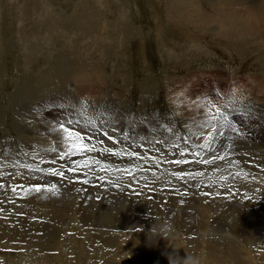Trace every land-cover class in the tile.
Here are the masks:
<instances>
[{
	"label": "rangeland",
	"instance_id": "374dc122",
	"mask_svg": "<svg viewBox=\"0 0 264 264\" xmlns=\"http://www.w3.org/2000/svg\"><path fill=\"white\" fill-rule=\"evenodd\" d=\"M79 1L0 0V155H3L4 158L8 157L13 150V145H17L14 143L15 141L26 145L27 143L22 139L34 133L35 125L28 127L31 121L23 111V105L29 103V100L27 103L25 101L33 93L36 97L31 95L32 98L37 99V104H39L37 116H40L44 109L42 115H45V118L38 123L40 126L57 119L63 122L65 118H83L95 121L101 119V123L105 122L111 128L122 130V133L126 132V135L131 137L151 136V133L155 132L150 127L152 124L164 128L166 132H168L167 128H172L176 131L177 136H187L189 128L193 133H197L195 126L199 123L198 119L185 121L184 116L176 111L175 107L172 108L171 95L180 89L186 93L184 94L185 99L196 100V105L207 104L206 106L209 108L212 106L211 110L213 109V111L220 106L219 108L229 115L235 131L221 127L220 133L216 134L214 142L207 148H218L224 144L225 149H231L237 144L239 149V152L236 153L237 157H235L237 159L233 158L229 165H215L214 163H217L218 160L219 163H224L226 157L219 153L217 156V153L210 150H204L206 149L203 147L204 141L208 139L205 133L204 135H193L190 140H177L178 143L175 144L171 141L172 147L178 151L181 148H178L177 144L189 147V151L182 154L185 156L193 153V155L195 154L194 158L188 157L187 160L182 157L181 162L176 166L172 165L170 160L172 158H158L160 159L159 163L161 161L163 164L161 165L150 157L152 150L149 146L148 148L142 144L141 147H137L131 143H123L121 146L117 144L118 142L96 132L97 134L94 133L96 136L93 135V141H89L88 145L97 146V151L77 154L78 159L76 157L77 161L74 160L75 162L87 161V165L83 163L75 165L80 170L92 171L89 172L90 176L94 175L91 177H93V181L97 182L96 184L91 183V187L85 182L78 183V185L86 190L89 188L94 190L97 201L104 199L108 201L107 197L110 198V194L120 193L127 185L133 187L134 183L137 185V190L142 188V191H145V196L151 202H155L156 197L161 195L185 198L189 195L198 197L203 194L206 198L210 193L207 191H213L217 181L222 182L227 191H232V189L239 191L241 185L251 187L255 182L257 184V178L248 173L249 169H246V166L256 168L258 161L264 160V129L262 128L264 125V0ZM252 22L256 24H252ZM252 25L255 27L250 29L249 27ZM234 89H239L241 95H234L232 105H235L236 102L238 104V99L235 101L237 96L245 95L244 100L250 101H246L244 104L240 101L241 110L250 106V108L254 107L258 113L256 132L262 133H260V137H253V134L251 135L247 130L250 121L246 119H249V115L244 117L242 112L239 117L238 113H230L225 110L224 104H229L228 100L232 97ZM253 93L260 96L255 97L257 98L256 103L259 102L256 104L257 108L255 105H251L255 96ZM250 94L252 96L247 97ZM23 100L25 101L23 102ZM22 103L24 104L22 105ZM188 103H184L181 109L183 112H187ZM82 104L84 111L80 110ZM70 110L74 111L73 116L65 113ZM136 113L140 116H137ZM201 116L203 117V115ZM146 119H150L152 122L147 124L149 127L147 126L145 131H140L137 134L135 130L139 122V125H144L145 122H148ZM184 122H187L188 130L184 129ZM17 124L20 131L19 128L16 129ZM73 130L83 129L81 125H74ZM16 132L22 134L19 135ZM85 132L87 130L84 129ZM50 134L53 135L51 132ZM88 134L86 136L90 137L93 132ZM108 147L122 153L129 151L138 152V154H144L146 151V153L144 156L141 154L143 157L140 154L135 157L124 154L114 156L112 152L108 151ZM21 148L24 154L29 155L27 149L25 150L22 145ZM60 148L62 149V146ZM63 150L65 149L61 151ZM242 150H244V155ZM101 151L103 155H100ZM246 152H252L253 159L247 156L251 159L247 160L249 163L242 159L245 165L248 163L244 173L242 171L233 175L234 164H240V158L246 157ZM93 155L95 156L93 157ZM98 157H101L100 160ZM136 157L138 158L136 159ZM258 157L261 159L259 160ZM101 159L104 162H101ZM194 159V162H189ZM92 160L93 162H91ZM146 160L148 163H144L147 162ZM96 161H100V163H96ZM149 163L151 167L146 170ZM103 166H107L108 170L102 171L101 167ZM120 169H128V174L118 171ZM252 169L249 172L254 174L255 171ZM136 170H140V174L148 178L147 182H152L154 188L149 189L148 185L143 187L141 182L135 183ZM209 172H212V176ZM218 172L220 173L217 174ZM175 173L183 175L177 177L174 175ZM261 173L264 186V170ZM227 174L229 175L227 176ZM113 176L115 177L112 178ZM251 176L252 179L249 180ZM7 178L6 176L0 178L3 179L1 185L5 186L0 189V221L8 223L10 229L22 234L24 231L18 230L14 220L23 217L25 219L28 215L31 217L30 223L34 236L36 232H40L39 228L42 229L51 223L50 219H53L52 214L54 213L49 204H44L37 199L42 190L33 186L40 184L41 181H37L35 184L31 183L29 187L32 189L29 190L24 189L27 185L24 180H19L22 182L21 184H10L18 180ZM98 179L101 180L98 181ZM243 179H245L244 183H242ZM140 180L142 181L144 178H140ZM233 181L238 184L235 183V185ZM7 185L15 187L9 186L11 188L9 190L6 188ZM155 187H159V192ZM253 191L261 194L260 190L254 189ZM240 193L242 192L240 191ZM126 195H133L137 200L145 197L142 192ZM261 196L257 198L258 204L262 206L264 200H260ZM211 199L214 200L215 196ZM183 204L184 202L179 203L181 207ZM156 209V206H152L149 211L150 213L151 210L155 212ZM117 211L118 214L121 212L120 207H117ZM172 212L173 210L167 208L162 210L165 217L166 214L170 215ZM75 218V216L69 215L68 220L61 227L62 234L58 236L53 248L42 247L44 242V240L42 242V237L43 239L46 237L43 236L44 231L40 232V235L37 234L36 239L30 240L29 237H26L29 239L23 240V237L17 235L7 242L3 241V244H0V264H106V262L110 264L114 258H120V255L110 258L105 256L110 253L116 254L119 247L103 243V239L100 237H97L100 240L98 241L96 236H98L99 227L95 229L90 225L91 223H89L90 226L85 224L84 226H75ZM258 223L257 230L264 227L263 222ZM163 225L164 238L158 247L159 253L152 258H138V263L171 264L175 259L180 261V264H188L190 261L191 264H202L193 259L189 262L186 261L184 257L189 260L188 255H184L186 250H190L188 243H186L187 247L177 248L179 245L173 247L172 241L168 242L167 239L172 233L171 223L166 221ZM134 227L137 226L124 227V229L119 225L116 226V229L101 228V232H109L119 237L124 233V242L127 247L121 255H123V263L126 264L134 261L129 251L135 250L141 245L136 242L135 246L131 247L128 243L129 237L136 232L144 233L145 230V226H138L139 228L136 229ZM151 232L153 235L155 230ZM92 237L94 240L91 239ZM262 238L264 240V237ZM251 251L254 255L257 254L255 247Z\"/></svg>",
	"mask_w": 264,
	"mask_h": 264
},
{
	"label": "bare ground",
	"instance_id": "6f19581e",
	"mask_svg": "<svg viewBox=\"0 0 264 264\" xmlns=\"http://www.w3.org/2000/svg\"><path fill=\"white\" fill-rule=\"evenodd\" d=\"M77 1L78 0H76V2ZM67 3H69V2H67ZM84 3H83V5H84ZM191 18H192V16H191ZM252 24H256V23L252 22ZM254 27H255V25H252L249 28L252 29ZM179 87H180V85H179ZM184 94H186V93H183L182 90L178 89V91H176L173 95H171L172 96L171 101L173 102L172 108L175 107L174 109L176 111H179V113L184 116V120L186 119L185 121H190L192 119H196V120L198 119V121L201 122L203 120V117L205 116V114H207L211 110L212 106L209 108L206 106L207 104L204 105V104L200 103L201 101H198L201 105H196L195 104L196 100H193L191 98L185 99ZM31 95H35V94L33 93ZM31 95L28 96L29 98L27 100H26V97H24L26 101L23 100V102L25 101L27 103V101L29 100V103H27L25 105H23L24 103H22V105L24 106L23 111L26 112V114H27L26 116H28V119L31 121V123L28 124V127H30L31 125H35L34 126V133H32V135H30L27 138H23L24 140L22 139V141L27 143L28 145L27 144L24 145V143H20L18 141H15L14 143L17 145H15V146L13 145V150L8 157L4 158L3 155H0V178H2L3 176L5 178V176H6V177H8L7 179L15 178L16 180H18L17 182L13 181L14 183H10V184H21L22 182H20L19 180L22 179V181L24 180L25 184L27 183V185H25L26 187L24 189H29V190L32 189L31 187H29L31 185V183L35 184V182H37V181H41L40 184L42 186L43 185L56 184L57 186H59V188H61L59 190L58 194H53L48 188H44V187L40 188V190H42V192L39 193V196L37 199L44 204H49L51 206V208H53V210H54V213L52 214L53 219H50L51 223L42 229L39 228L40 232L44 231L45 234L43 236H46L44 239L42 237V242L44 240L42 247H44V248L45 247H47V248L52 247L53 248L54 244L56 243L57 239L59 238L58 236L60 234H62L60 232L62 225L68 220L69 215L71 214L72 216L76 217L75 218V226L76 225H80V226L83 225L84 226V224L87 226V225H89V223H91L90 225L94 226L95 229L97 227L100 228L99 230L97 229L98 230V232H97L98 236H96V238L97 237L102 238L103 243L105 242L109 246H118L119 247L118 252L116 254L110 253V254L105 255L107 258L120 255V258H114L113 262H111L110 264H126V263H123V261H122L123 255H121L123 250H125V248L127 247L125 242H124V233L122 234L121 237H119L118 235H113V234H110L109 232H106V233L101 232V228L107 229L109 227H112L113 229H116L117 225H119V227L122 229H124V227H132L133 228V226H137L136 228H139L138 226H145L144 233L136 232V234L131 235L128 239V243L130 244L131 247H134L136 242L141 244L138 248H135V250L129 251V253H131V256L134 258V261L131 262L130 264H139L138 258H152V257L156 256V254L159 253L158 247L164 238L163 237L164 234H162V230L164 228L163 224L166 221H168L169 223H171V226H172V233L167 238L168 242L172 241V243L174 245L172 243H171V245L173 247L176 245H179L178 247L176 246L177 248L187 247L186 243H188L190 250H186L185 254L182 252V255L183 254L185 256L188 255L187 257H189V260H187V258L184 257L185 260L188 262L191 259H193L195 262H200L202 264H227L229 262H233L234 264H264V240H262L263 239L262 237H264V227L259 229V230L256 229V227L259 226V223L257 224V222H263L264 223V205L263 204H262V206L259 205L258 204V198H257L258 196L262 195L260 200L261 201L264 200V186L262 183L263 175L261 173L264 170V160L261 161L262 159L258 157L259 160L260 159L261 160L258 161L257 167L256 168L252 167V168H254V169H252L251 167H248L246 165L249 163L248 161L251 157L253 159L254 154H252V152H246L245 153L246 157L245 156L242 158H240L241 156L239 157L240 158V164L236 165L233 163L235 165V168L232 169L233 175L237 174L238 172H242V171L244 173V171H245L244 169L247 167L246 169H249V171L251 169L255 171L254 174L250 173L249 171H248V173L257 178V184L255 182L254 186L250 185L251 187H246L243 184L245 187H243L241 185V188L238 189L239 191H234L233 189H232V191H227L226 186L224 185V187H223L222 182L217 181V183L215 184L216 187L213 188L214 189L213 191H211L208 188L210 191H207V192H210V193H208V196H206V198L203 194H200L198 197H194V196L189 195V196H185V198L175 196V195H170V196H165V195L162 196L161 195L160 197H156L157 199L155 202H151L145 196V191L144 190L142 191V188L137 190L136 189L137 185H135L133 183L132 184L133 187H130V185L129 186L127 185L125 188L122 189V191L120 193H117L115 195L110 194L109 195L110 198L107 197L108 201H106L105 199L101 200V201L100 200L97 201V195L95 194L94 190H92L90 188L88 190H86V189H84L78 185V183H81V182H85L89 186L91 185V183L96 184L97 181H93V179H92L93 177H91L94 175L90 176V173L92 171L90 172L88 170H83L82 168H81L82 170H80L77 168L78 166L76 167V165H75L76 163H73V162H75V160L78 159L77 154L80 155V153L83 154V153H86L87 151L93 152L98 147L89 145L90 146L89 149L84 150L82 152L81 151L74 152V153L68 155L67 157H65L63 154H61L67 150V146L63 145L60 142V136H59L58 132H54L52 130L53 126L56 125L57 121L60 122L61 120L60 119L53 120V121H51V123L49 122L48 124H45L44 126H40L38 123L45 118V115H42V114H44V113H42L44 111V109L41 112V115L37 116L39 114V110H38L39 104H37L38 100L33 99ZM258 95L257 96L255 95L252 99L253 104H251V105H253V106L255 105V107H256V104L259 103V102L256 103V101H255V100H257V98H255V97H260ZM250 96H252V94H250L247 97L250 98ZM35 97H36V95H35ZM239 97L240 96H237L235 99V101H237V99H238V104H237V102L235 105L224 104V108L226 111H228L230 113L231 112H235V114L238 113L239 117H240V114L242 112H243L242 116L244 115V117L246 115H249V119H246V120L250 121L249 123L247 122L248 126H249L247 130L249 131V133L251 135L253 134V137L258 138L262 134L261 132H259V133L256 132V127L258 125L257 123L259 120V119L258 120L256 119L257 118L256 116L258 115V113H256L254 107L250 108V106L243 109V111H242L240 108V107H242L240 101L244 104V102L250 101V100H248V99L244 100L245 95L241 96L240 98ZM258 99H260V98H258ZM184 101L189 102L188 103L189 106L186 107L187 112H183L181 110L184 103H185ZM203 101L206 102L204 99H203ZM218 105H219V103H218ZM185 106H187V105H185ZM218 107H220V106H218ZM229 107H231V108H229ZM17 108H18V106H17ZM145 108H147V107H145ZM211 111H213V109ZM65 113L70 114L72 116L74 115V111H71V110L67 111ZM120 113H122V112L120 111ZM247 113H249V114H247ZM20 114H22V113H20ZM103 115H105V114H103ZM136 115L140 116L137 113H136ZM201 115H203V117ZM20 117H22V116L20 115ZM119 118H121V117L119 116ZM75 119H79V118H75ZM115 119H117V118H115ZM127 119H128V117H127ZM100 120L101 119H97L98 125H99ZM146 121H148V122H145L144 125H139L140 124V122H139L138 127L136 126L137 127L136 130L135 129L134 130L137 131V134H139L140 131H145L149 127L147 124L152 122L150 119H146ZM120 122H121V120H120ZM191 122H193V121H191ZM100 123H101V121H100ZM118 125H120V124L118 123ZM186 126H187V122H184V129L188 130V128ZM150 127H152V130H154L155 132L151 133V136H145V137L141 136V135H138L136 137H131L129 135H126V132L122 133V130L121 131L115 130L113 132L110 130V129H113L110 126H109V129H105V130H109V136L112 137L111 140L118 142L117 144H119V145H121L123 143H131L137 147H139L142 144L144 146H147V147L149 146L150 149L152 150V152L150 153V157L152 159L157 160L158 164L161 163V161L159 163L160 159H158V158H163V157H169V159L172 158L173 161H172V159H170L171 163H172V165L174 164L175 166L179 165V162H181L180 160L182 157H184L186 159L188 157L194 158L195 154L193 155V153H189V154L185 155L186 156L185 157L182 154L185 152H182L181 149L179 151L174 149L172 147L173 143H171V141H173L174 144L178 143L177 138L175 136H173V139L171 140L172 134L166 132L164 128L156 127V125H154V124H152V126H150ZM18 128L19 127L17 124L16 129H18ZM262 128L264 129V125ZM82 129L83 130H80V131L82 133H84V128L82 127ZM192 129H193V126H192ZM150 130H151V128H150ZM19 131H20V128H19ZM259 131H260V129H259ZM50 132L53 135H51ZM16 133H18V132H16ZM94 133H96V132H93V134H91L92 135V136H90L91 139H89L90 138L89 136H88L89 137L88 138L85 135L83 142L88 144L89 141H93V137L96 136V134H97V133L96 134H94ZM100 133H98V134L103 136L102 132H100ZM18 134L20 135L22 133H18ZM183 135H184V133H183ZM125 137H127V138H125ZM169 137H170V139H169ZM107 138H109V137H107ZM140 139H142V140H140ZM202 139H204V138H202ZM105 140H106V138H105ZM199 140H201V139H199ZM94 142H96V141H94ZM101 142H103V141H101ZM225 143H227V142L225 141ZM111 144H113V142H111ZM21 145L25 148V150L26 149L28 150L29 155H26L23 153V151H22L23 149L21 148ZM105 145H106V143H105ZM225 145H227V144H225ZM55 146H56V148H55ZM60 146H62V149H65V150L61 151L62 149L60 148ZM197 146H199V145H197ZM237 147H238V145L236 144V147L233 146V148H231V146H230L231 149H225L224 144H223V145L219 146L218 148H213V149L206 148L204 150H207V151L210 150L211 152L217 153V156H219V154H220L221 156L226 157L225 160L223 161L224 163H219L218 162L219 160H218V161H216L217 163H214L215 165H226V164L229 165V162L233 158L237 159V158H235V157H237L236 153L239 152V149ZM255 147H257V146H255ZM132 148H133V146H132ZM53 149H57V151H53ZM243 149H245V148H243ZM101 150H103V149H101ZM106 150H108V149L106 148ZM140 151H142V150H140ZM243 151L244 150H242V154H243ZM191 152H193V151H191ZM102 153L103 152L101 151L100 155H103ZM145 153H146V151H145ZM204 153H206V152H204ZM97 154H98V152L96 153V155ZM139 154L141 155L143 153H139ZM144 154H143V156H144ZM211 154L213 155V153H211ZM73 156H75V157H73ZM86 156H88V155H86ZM86 156H85V158H86ZM94 156L95 155H93V157ZM214 156H210V157H214ZM247 156L250 158H247ZM103 157H106V156H103ZM111 157H113V156H111ZM263 157H264V155H263ZM100 158H99V160H100ZM137 158L138 157H136V159ZM255 158H256V156H255ZM87 159H89V157H87ZM242 159L246 160V162H248V163L245 162L246 163V165H245L243 163L244 161L242 162ZM79 161H81L80 158H79ZM102 161L104 162V160L101 159V162ZM166 161H165V163H166ZM194 161H195V159L193 161H189V162H194ZM91 162H93V160ZM107 162H106V164H107ZM110 162L111 161L109 160V163ZM206 162H207V160H206ZM144 163H148V161L144 162ZM29 164L32 165L31 168L25 167V165H29ZM168 164H170V163H168ZM230 164H232V163H230ZM149 165H150V163H149ZM149 165H148V168H146V170L149 169V167H151V165L150 166ZM161 165H163V164L161 163ZM189 165H191V163ZM234 165H232V166L234 167ZM253 165L255 166V164H253ZM99 166H101V165H99ZM209 166H208V168H210ZM177 167H179V166H177ZM194 167H195V165H194ZM47 168H54V169H57L59 171H63V172H65V176L61 177V176L56 175L55 173H48V172L40 171V169H47ZM69 169H73V170L69 171ZM144 170H145V168H144ZM224 170H227V169H224ZM87 171H88V173H86ZM139 171L140 170H138L136 172L135 183L141 182V185L143 187L145 185L146 186L148 185L149 189L154 188L153 183L147 182L148 178H145L143 174L141 175ZM208 171H210V170H208ZM218 171H219V169H218ZM229 172H230V174H232L231 170H229ZM209 173H208V175H209ZM211 173H210V175H211ZM219 173L220 172H218L217 174H219ZM223 173H224V171H223ZM228 175L229 174H227V176ZM246 176H248V175H246ZM252 176H251V178H249V180L252 179ZM68 177H71V182H69ZM114 177L115 176H113L112 178H114ZM156 177H158V176H156ZM221 177H224V176H221ZM221 177H219V178H221ZM94 178H96V177H94ZM140 178H144V180L141 181ZM109 179H110V177H109ZM235 179H236V176H235ZM2 180L3 179H0V189L5 187V186L1 185V184H3V183H1ZM99 180H101V179H98V181ZM210 180H211V178H210ZM212 180H213V177H212ZM244 180L245 179H243L242 183H244ZM143 181H144V183H143ZM158 182H159V180H158ZM218 182H219V185H218ZM229 182H228V184H231ZM235 183L238 184L237 182H234V184ZM6 184H8V183H6ZM161 185H162V183H161ZM232 185H233V183H232ZM9 186L15 187L14 185H7L6 188H8L9 190H11V188ZM159 187H155V189L158 191ZM254 189L260 190L261 194H260V192H254L253 191ZM185 191H188V190H185ZM240 191L242 193H240ZM136 192H142L145 197L140 199V200H137L132 195ZM126 194H131L132 196H127ZM213 196H215L214 200L211 199ZM82 198H84V199H82ZM109 200H111V201L109 202ZM253 200H255L254 203H253ZM181 202H184L182 207L179 205V203H181ZM152 206H156L157 209L155 212H153V210L155 209L154 208L153 210H151L152 212L150 213L149 209ZM117 207H120V209H121V212L119 214L117 211ZM164 208H167L169 210H173V212L170 215L166 214V217H165V215H163V213H162V210ZM165 211H167V210H165ZM95 212H97V213L95 214ZM30 219H31V217L26 215L25 219L23 217V218H20L18 220H14L15 225L17 226L18 230L24 231L22 234H19L16 230L10 229L8 223L0 221V244L1 243L3 244V241L7 242L11 238L17 237V235L23 237V240L29 239V238H30V240L36 239L37 236L40 235L39 234L40 232H38V233L36 232L34 235L35 237L33 236ZM260 227H262V226H260ZM74 228H76V227H74ZM152 230H155V233L153 235H151ZM94 233H96V232H94ZM26 237H29V238H26ZM126 238H127V235H126ZM39 239L41 240V237ZM91 239L94 240L93 237ZM98 241H100V240L98 239ZM253 247H255L257 249L256 255H254L251 251ZM105 249H106V247H105ZM180 254H181V252H180ZM188 262H186V263H188ZM106 264H108V262H106Z\"/></svg>",
	"mask_w": 264,
	"mask_h": 264
},
{
	"label": "snow or ice",
	"instance_id": "6c2138e0",
	"mask_svg": "<svg viewBox=\"0 0 264 264\" xmlns=\"http://www.w3.org/2000/svg\"><path fill=\"white\" fill-rule=\"evenodd\" d=\"M234 99V94L232 97L229 98L228 103L232 104ZM81 111H84V105H81ZM74 125H81L84 129L87 130V132L82 133L81 131H75L73 130ZM197 133H193L191 131V128L188 130L187 136H177L175 131L171 128H167L166 130L172 134V136H176L177 140H185V139H192L193 135L199 134V135H204L206 133L208 139H205L203 147L207 148L210 147L211 144L214 142L216 134L220 133V128H227L232 131H235L234 124L232 120L230 119L229 115L225 114L224 111H222L219 107L215 108V112H212L211 110L205 114L203 120L199 122L197 125ZM109 125L107 123H100L98 125L97 121L88 119L84 120L83 118L81 119H75V118H65L63 122L57 121L56 125L53 126V131L58 132L60 136V142L67 146V150L63 152V155L67 157L68 155L78 152V151H84L89 149V145L84 143V136L90 132H102V134L106 137H109V139H112L111 136H109ZM111 131H115V129H110ZM127 138V137H125ZM170 139V137H169ZM166 142V141H165ZM178 148H181L182 152H187L188 147L186 145H176ZM53 151H56V149H53ZM108 151L112 152L114 155H128V156H138L137 152L134 151H129L127 153H122L118 152L115 149H109ZM76 164L83 163L87 165V161L83 162H73ZM96 163H100V161H96ZM27 168H31L32 165H25ZM110 167V166H109ZM73 169H69V171H72ZM102 171H107L108 167H102ZM42 172H48V173H55L58 176L64 177L65 172L59 171L54 168H47V169H40ZM118 171H122L125 174H128V169H120ZM174 175L176 176H182V173H175ZM69 182H71V177H68ZM36 189H40L41 187L48 188L53 194H58L59 193V186L56 184L52 185H40L36 184L34 185Z\"/></svg>",
	"mask_w": 264,
	"mask_h": 264
},
{
	"label": "clouds",
	"instance_id": "9594fccd",
	"mask_svg": "<svg viewBox=\"0 0 264 264\" xmlns=\"http://www.w3.org/2000/svg\"><path fill=\"white\" fill-rule=\"evenodd\" d=\"M232 93L234 95H240L241 94V91L239 89H234V90H232ZM171 264H180V261L173 259L172 262H171Z\"/></svg>",
	"mask_w": 264,
	"mask_h": 264
}]
</instances>
